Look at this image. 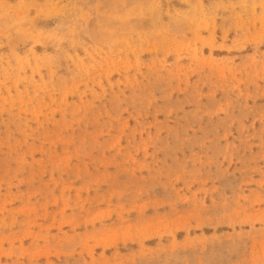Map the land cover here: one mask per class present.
I'll return each instance as SVG.
<instances>
[{"label": "rangeland", "instance_id": "obj_1", "mask_svg": "<svg viewBox=\"0 0 264 264\" xmlns=\"http://www.w3.org/2000/svg\"><path fill=\"white\" fill-rule=\"evenodd\" d=\"M0 264H264V0H0Z\"/></svg>", "mask_w": 264, "mask_h": 264}]
</instances>
